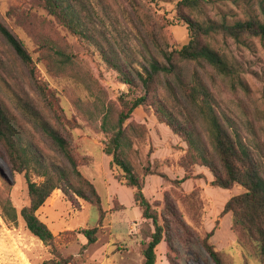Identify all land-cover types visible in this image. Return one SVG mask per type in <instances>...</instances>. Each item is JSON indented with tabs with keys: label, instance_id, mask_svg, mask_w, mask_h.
Wrapping results in <instances>:
<instances>
[{
	"label": "rangeland",
	"instance_id": "obj_1",
	"mask_svg": "<svg viewBox=\"0 0 264 264\" xmlns=\"http://www.w3.org/2000/svg\"><path fill=\"white\" fill-rule=\"evenodd\" d=\"M180 1L82 0L85 24L84 29H79H83V35L72 33L38 0H0V19L22 41L35 65L33 74L0 35L3 109L12 120L13 113L17 115L16 125L24 145L39 150L49 163L69 168L64 155L23 114L19 105L29 103L40 110L72 142L74 153L87 157L79 170L95 184L102 197L105 213L98 239L88 244L81 256V246L88 241L79 231L98 226L99 209L81 198L71 202L61 189H56L39 210L40 218L55 232L69 227L57 243L62 254L76 255L78 264H105L103 261L111 254L117 256L107 264L144 263L142 238L154 227L135 203L136 189L117 178L122 172L110 167V158L101 157L109 139L108 134L100 131L102 111L111 103L118 106L119 98L128 91L106 59L117 58L144 71L149 55L158 52L155 45L172 49L187 44L190 34L178 13ZM256 12L257 0H214L202 5L198 16L206 21L226 18L233 22ZM85 25L89 28L85 29ZM211 41L227 55L235 73L225 76L212 67L191 62L183 66L184 80L189 82L193 75L203 79L211 93L212 107L227 125L239 131L264 170V37L235 40L215 35ZM62 59L69 61L64 71L50 66ZM39 84L57 97L56 108L65 117L62 121L46 107ZM159 98L179 118L191 122L205 145L212 149L208 123L175 82L173 87L162 82L153 96ZM128 121L146 126L143 136H130L126 151L135 170L144 175V195L168 217L170 257L180 264H215L201 245V240L214 231L210 242L219 250L224 264H261L255 243L235 224L232 213L220 216L226 202L244 192V188H221L212 184L214 175L208 167H187L186 142L159 122L151 107L136 109ZM89 151L98 162H94ZM30 176L38 183L45 180L35 161ZM71 181L79 185L76 176ZM1 199H10L17 209L15 221L5 217ZM29 202L26 175L12 171L0 144V264H42L53 257L50 247L28 230L20 216V210ZM162 245L164 250L155 264H170L169 247L165 242Z\"/></svg>",
	"mask_w": 264,
	"mask_h": 264
},
{
	"label": "trees",
	"instance_id": "obj_2",
	"mask_svg": "<svg viewBox=\"0 0 264 264\" xmlns=\"http://www.w3.org/2000/svg\"><path fill=\"white\" fill-rule=\"evenodd\" d=\"M213 1L182 0L178 3V13L188 25L190 40L180 48L170 49L155 45L158 52L149 55L144 71L133 68L132 64H125L117 58L106 59L118 72L119 82L126 85L128 91L119 98L118 106L111 103L107 109H104L105 112L102 111L100 131L108 134L109 137L105 142L104 152L110 158V167L119 169L122 173L117 178L136 189L135 203L142 210L144 218L150 220V224L154 227L152 230H147L142 238L145 245L143 264L156 263V247L162 241L166 242L167 248L169 247L167 257L170 258V264H180L170 257L169 249L172 238L169 235L168 217L154 208L153 203L144 195V175L135 170L127 156L126 149L130 145V136L141 137L146 130L144 123L128 120L136 109L142 107L147 110V106L152 108L159 122L166 124L186 142L188 150L184 163L187 167L189 165L208 167L214 175L212 184L221 188L228 190L235 186L244 188V192L232 196L226 202L220 216L232 213L235 224L242 228L250 240L255 243L260 262L264 264V170L262 164L239 131L227 125L212 107L211 93L203 79L198 75H193L190 81L186 82L183 70L184 65L194 62L204 68L212 67L221 75L235 73L227 55L214 47L211 40L215 35L235 40L264 37V0H257L258 12L249 15L247 19H238L233 22H229L226 18L219 21L200 19L198 15L202 5L212 4ZM38 2L72 33L85 34L83 31L85 23L81 16L85 6L82 0H38ZM81 26H83L82 30L79 29ZM87 28L89 25H85V29ZM0 35L34 74L35 65L30 53L1 19ZM153 43H155L154 39ZM68 64L67 59H62L58 64L53 61L50 66H56L64 71ZM162 82H165L168 87H173L175 82L185 98H188L189 102L199 109L204 121L209 125L212 149L205 145L191 122L179 118L166 107L165 102L162 103L160 98L153 99L155 89ZM38 87L46 107L51 112L54 111L55 116L62 121L65 117L58 113L56 107H59V103L55 94L45 85L39 84ZM19 108L52 141L70 164L68 168L49 163L46 156L39 150L33 148L32 145H24L19 127L16 125L19 124L17 115L13 113L14 120H12L0 103V144L12 171L19 174L25 173L28 184L30 202L22 207L20 216L28 230L51 249L53 257L44 260L42 264H78L76 255L62 254L57 237L48 224L40 218L38 211L56 189H61L71 202H77V199L81 198L95 205L100 211L99 223L96 227L79 231L88 241L87 244L81 246L79 255L84 254L88 244L97 241V233L105 211L102 197L95 184L79 170V166L84 165L87 157L74 153L72 142L60 129L52 125L40 110L29 103L19 105ZM34 161L40 167V175L45 177L43 182L38 183L30 176ZM73 176L78 178L79 185L72 183ZM1 204L5 217L15 221L18 212L11 200L1 199ZM213 232L208 233L201 240V245L215 264H224L219 250L210 242Z\"/></svg>",
	"mask_w": 264,
	"mask_h": 264
},
{
	"label": "crops",
	"instance_id": "obj_3",
	"mask_svg": "<svg viewBox=\"0 0 264 264\" xmlns=\"http://www.w3.org/2000/svg\"><path fill=\"white\" fill-rule=\"evenodd\" d=\"M102 154H101V157H103V159L104 158H107L108 160H109V157L107 156V154L104 152V149H102ZM89 154H91L92 156H94L95 157V160H94V162L96 163V162H98V158L91 152V151H89ZM109 162H110V160H109ZM49 199L50 198H48V200H47V202L49 201ZM45 205V204H44ZM43 205V206H44ZM54 206V205H53ZM40 210V209H39ZM38 214H39V211H38ZM49 226V225H48ZM50 228H51V226H49ZM69 227L67 226V227H65L63 230H61L60 232H55L52 228H51V230L53 231V233H54V235L57 237V238H61V236H62V234L61 233H63L65 230H67ZM136 242V241H135ZM165 241H162L157 247H156V254H157V261H159L160 260V255L162 254V252H163V250H164V248H163V243H164ZM165 244H166V242H165ZM167 246V245H166ZM167 251V250H166ZM117 255H114V254H111L109 257L107 256V259L105 260V261H103L105 264H107V263H110L111 261H115L114 259H115V257H116ZM101 264H103V263H101Z\"/></svg>",
	"mask_w": 264,
	"mask_h": 264
}]
</instances>
